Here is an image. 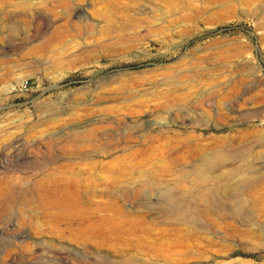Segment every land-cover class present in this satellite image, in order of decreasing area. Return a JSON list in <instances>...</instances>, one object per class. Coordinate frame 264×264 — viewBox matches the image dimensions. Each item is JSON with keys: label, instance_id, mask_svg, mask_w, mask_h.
<instances>
[{"label": "rangeland", "instance_id": "374dc122", "mask_svg": "<svg viewBox=\"0 0 264 264\" xmlns=\"http://www.w3.org/2000/svg\"><path fill=\"white\" fill-rule=\"evenodd\" d=\"M0 264H264V0H0Z\"/></svg>", "mask_w": 264, "mask_h": 264}, {"label": "bare ground", "instance_id": "6f19581e", "mask_svg": "<svg viewBox=\"0 0 264 264\" xmlns=\"http://www.w3.org/2000/svg\"><path fill=\"white\" fill-rule=\"evenodd\" d=\"M205 196V195H204Z\"/></svg>", "mask_w": 264, "mask_h": 264}]
</instances>
